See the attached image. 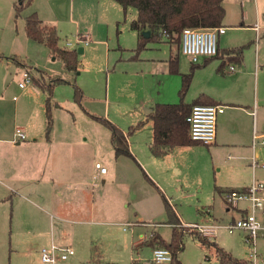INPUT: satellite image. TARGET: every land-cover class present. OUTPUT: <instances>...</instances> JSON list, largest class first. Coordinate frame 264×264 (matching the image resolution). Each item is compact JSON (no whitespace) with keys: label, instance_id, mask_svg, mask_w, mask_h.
<instances>
[{"label":"rangeland","instance_id":"obj_1","mask_svg":"<svg viewBox=\"0 0 264 264\" xmlns=\"http://www.w3.org/2000/svg\"><path fill=\"white\" fill-rule=\"evenodd\" d=\"M21 2L24 6L17 15L16 5ZM28 2L29 0H0V56H5L11 64L9 68L0 67V73H5L11 83L14 80L12 88H15L13 84H18L22 72L17 73L12 67L16 58L32 66V75L36 78L41 77V72L47 75H42L46 80L41 78L39 85H49L52 79L60 80L54 81L51 98L53 125V108L57 102L68 109L58 112L57 122L76 121L80 128L91 135L101 136L104 132L108 133L109 129L92 115L105 117L129 130L131 125L140 121L137 120L141 119L139 117H145L144 107L152 108L158 102L179 101L181 73H189L193 64L177 44H163L160 41L149 43L148 49L140 52V60L132 61L137 60L131 57L133 49L138 46V33L130 29L131 22L137 18L135 7H129L125 15L123 7L117 1L102 0L99 7L91 6L81 15L77 16L76 13L71 16L72 0ZM260 2L264 4V0ZM254 3L255 0H223L226 8L224 24L229 29L221 38V48L247 45L254 39L249 28L238 29L243 22L246 25L256 22L264 25V12H261L259 18ZM34 12L45 24L56 26L60 36L59 47L77 51L85 47V51H79L78 54V71L68 70L63 60L47 45L28 37L25 30L26 17ZM86 28L94 33L91 36L93 41L88 44L84 40ZM68 42L71 44L68 45ZM171 49L179 54L180 73L168 71V64L164 59L169 57ZM219 59L221 58L214 59L216 62L213 64L210 62L207 66L194 70L186 100L192 101L200 89L210 83L216 84L212 77ZM75 84L83 91L80 102L75 99ZM37 87L41 92L47 93L40 86ZM15 95H18L17 101L13 98ZM5 99L12 109L15 102L23 103L24 97L13 90L6 93ZM10 111L7 122L13 124V112ZM25 111L23 109L21 112ZM152 131L151 125L141 129L137 133L138 139L144 144ZM227 141L237 145L228 148L215 147V144H198L186 147L184 151L175 149L164 158L152 159L160 174L156 180L139 160L135 163L131 157L127 160L134 162L136 169L138 164V175H132L130 182L128 178L112 179L111 162L115 160L114 157L110 162L104 154L98 153L95 161H101L110 169V173L106 176L104 185L102 178L97 181L94 218L86 217L88 222L83 224L64 223L63 229H55V237L52 238L50 232L47 236L33 238L31 241L25 235L17 233L11 239L9 227L6 238L0 236V264H52L42 261L41 249L50 247L53 242L59 247L72 246L75 249L74 255L67 260L59 258L55 264H152L149 261L152 254V246L149 244L152 233H158L166 241H171L173 234L174 225L169 216L172 212L168 211L165 198L185 230L182 240L184 249L179 253L184 264H220L215 246L204 244L202 240L213 241L234 257L246 260L250 245L245 240V233H230L224 228L233 220V216L237 218L239 214L227 209L223 193L242 183H251L254 173H257L255 178L264 182V168L259 166L254 172L251 163L253 149L246 138H228ZM257 148L261 151L258 159L262 163L264 146ZM3 213H7L8 217L11 214L12 221V209L9 205L8 208L0 207V216ZM141 220L144 222H140ZM182 222L216 223L221 227L216 237L209 239L202 237L195 228L181 225ZM148 223H154L155 226ZM17 225L21 226L15 220L13 227ZM143 235L149 237V240L145 239L137 244ZM159 246L162 245L157 243V247ZM256 248L259 253L264 254V237L257 240Z\"/></svg>","mask_w":264,"mask_h":264},{"label":"crops","instance_id":"obj_2","mask_svg":"<svg viewBox=\"0 0 264 264\" xmlns=\"http://www.w3.org/2000/svg\"><path fill=\"white\" fill-rule=\"evenodd\" d=\"M101 1L72 0L71 16L76 15V13L77 16L81 15L86 9L88 11L91 6L99 7ZM254 5L260 18L261 12H264V4H261L260 0H255ZM257 23L260 26L259 29L255 28V24ZM255 24L246 25L243 22L238 26V29L249 28L254 36V39L250 43L244 44L246 48L242 62L234 59V55L226 53V50L229 48L220 47L221 38L227 34L229 29L226 24L223 25L226 27V32L219 38L218 55L202 58L197 63L201 65L199 67H204L210 62L212 64L216 62L213 61L214 59L221 58L217 60L216 65L218 67L216 66V71L212 77V80L216 84L210 83L204 89H200L197 97L192 101L186 100V95L184 98L185 102L192 103L200 95H205L212 104L225 106V111L218 116L216 139L212 144H215V147L230 148L237 145V143H230L231 141H227L228 138L234 140L246 138L248 144L253 149L251 163L254 172H256L259 166L264 168V162L260 163L258 159L261 156V151L257 148L262 145L254 148L251 144L253 142L255 127L260 131L264 128V25L260 22H256ZM234 27L237 26L235 25ZM130 29L136 31L131 28V24ZM85 30L86 35L84 39L88 40L86 42L88 44L90 41H93L91 36L94 33L88 28ZM136 32L138 33V31ZM160 42L163 44L170 43L166 37H163ZM252 42L253 45H251ZM149 43H147L143 50L148 49ZM79 51L84 52L85 47L80 48ZM133 51L134 53L131 58L137 59L132 60L136 62L140 60L141 51L137 52L136 48ZM170 55L167 59H164L168 64V71L180 73L179 54L177 63L178 72L171 70L173 66H171ZM9 66L11 64L6 60V57L1 55L0 67L9 68ZM27 66L33 71V67L28 65L24 60L14 58V63H12V67L17 73ZM231 66H234V70H231ZM183 74L186 73H181V75ZM42 75L47 76L41 72V77L36 78L34 76L33 83L26 88H21L19 82L17 85L13 84L15 88H12V83H15L14 80L12 79L13 82L11 83L5 73H0V207L5 206V208H8L9 205L12 209V221L11 214L9 217L7 213H3L0 216V236L3 238H6L8 235L9 227L11 239L17 233L25 235L31 241L33 238L47 236L46 234H50V232L53 238L55 237V229H63L64 223L83 224L88 222L86 217L94 218L97 208V181L102 178L101 181L104 185L107 180L106 176L110 173V169L107 167V173L100 174L98 179H95V174L98 172L96 163L101 162L99 160L95 161V155L98 153L104 154V157L110 162L112 157H114L115 160L111 162L112 179L125 180V178H128L130 182L132 181V175H138L140 167L137 164V170L135 166L138 160L156 180V178L160 177V174L155 168L154 160L152 159L164 158L175 149H182L181 151H184L186 147L192 146H176L162 157L153 155L151 145L154 139V123L150 118V114L159 102L152 108L144 107V110H146L145 117H139L141 119L137 120L140 121L130 126V128L135 127L141 123L140 127L134 129L128 136L129 147L133 156L121 155L116 157L109 128L108 133L104 132L99 136L95 134L91 135L86 130L80 128L76 121L64 120L57 122L56 115H58V112L62 110L68 111L64 104H59L58 102L53 108L54 125L52 126L50 135L47 136L46 95L48 93L41 92L37 87V85L40 86V80H46V78H42ZM52 81L54 80L52 79ZM33 84L34 87H31ZM43 85L46 86L44 83ZM13 90L19 92L20 97H24V100L23 103H20V101L15 102L11 109L5 98L6 93H10ZM13 98L17 101L18 95H15ZM23 109L26 111L22 113ZM71 109L73 110V108ZM10 110L13 112V124L7 122ZM69 112L71 113V111ZM116 125L125 133H128V130L123 129L117 123ZM150 125L153 128L152 134L148 136V141H145L143 144L138 139L137 133L147 126L150 127ZM18 127L26 133V139H16L15 131ZM128 157H131L135 163L128 161ZM254 160L257 161V165L253 164ZM175 170L179 172L178 168ZM256 175L257 173H254L253 181L258 180L255 178ZM152 182L155 184L154 181ZM251 183H242L237 188L248 186ZM157 188L159 187L157 186ZM99 200L101 202V198ZM227 209L232 210L228 207ZM234 212L239 214V216L241 215L237 210ZM234 218L235 216H233ZM15 220L21 224L20 227L18 225L15 228L13 227ZM9 221L12 225L9 224ZM140 222H144V220ZM153 224L148 223V225ZM145 236L143 235L137 244L144 242L145 239L149 240V237ZM151 246L153 251L157 247V244Z\"/></svg>","mask_w":264,"mask_h":264},{"label":"trees","instance_id":"obj_3","mask_svg":"<svg viewBox=\"0 0 264 264\" xmlns=\"http://www.w3.org/2000/svg\"><path fill=\"white\" fill-rule=\"evenodd\" d=\"M122 7L125 15L129 7L137 9V19L131 23V28L138 31V46L136 51L143 50L149 42H159L166 37L170 43L177 44L180 47L181 34L186 28H208L223 26L226 16V8L223 0H115ZM29 0L28 4H30ZM23 3L16 5L17 15L23 8ZM26 33L29 38L44 43L54 54L59 56L68 70L78 71L79 51L69 50L59 47L60 36L56 26L47 25L41 20L36 12L26 17ZM145 31H149V37L144 35ZM246 45L229 48L226 50L228 55H234V59L242 62ZM1 57V56H0ZM170 62L173 72H178V53H174L171 49ZM193 64V63H192ZM201 65L193 64L189 73L182 75V87L179 91L180 101L178 103H158L155 105L150 118L154 123V139L151 145V151L154 156H165L171 149L176 146L197 145L199 142L194 141L190 135V125L187 122V116L191 112L195 104H212L205 95H200L192 103L185 102V95L191 85L194 70ZM59 82L60 80H54ZM54 81L49 85H41V88L47 91L46 99V117L47 136L50 135L53 126L52 118V92ZM75 87V99L80 102L83 97V91L78 85ZM97 121L103 123L111 130V140L115 150L116 157L121 155L133 156L131 153L128 136L134 129L140 127L139 123L135 127H131L128 133H125L114 122L105 117L92 115ZM201 144V143H199ZM168 211H171L170 219L174 225L171 241H166L158 233H152L149 242L151 245L157 243L162 247L170 249L173 260L169 264H184L179 258V253L184 249L183 234L185 230L180 226V220L172 209L169 201L165 198ZM201 240V239H200ZM204 244H212L215 246L216 255L220 264H248L247 260H241L234 257L230 252L219 246L215 242L202 240ZM155 264V263H153Z\"/></svg>","mask_w":264,"mask_h":264},{"label":"built area","instance_id":"obj_4","mask_svg":"<svg viewBox=\"0 0 264 264\" xmlns=\"http://www.w3.org/2000/svg\"><path fill=\"white\" fill-rule=\"evenodd\" d=\"M259 29V24H255ZM226 32V27H208V28H186L181 34L180 50L188 56L193 64H197L202 58H209L219 53V38ZM82 40V39H81ZM88 42L87 39H84ZM70 45L71 43H67ZM234 70V66H231ZM34 75L31 68H24L21 72L19 86L26 88L33 83ZM225 111V106L221 104H195L189 115L187 122L190 125L191 138L199 143L210 145L215 142L217 133V119ZM16 139H26V133L18 127L15 131ZM264 146V128L260 131L257 127L254 129L252 146ZM257 165V161H253ZM97 173L95 179L100 174L107 173V167L101 162L96 163ZM224 200L229 209L237 210L241 215L234 218L226 224L230 233L242 231L245 233V240L250 245V252L247 257L248 264H264V254L257 251L256 243L259 238L264 237V182L254 180L248 186L242 188H233L224 192ZM181 225L195 228L202 237L212 239L216 237L218 229L221 227L216 223L199 224L184 223ZM42 261L55 264L60 258L66 260L75 253L72 246L66 248L59 247L54 242L50 247H43ZM173 260L170 249L166 247H155L152 256L149 259L155 264H169Z\"/></svg>","mask_w":264,"mask_h":264},{"label":"water","instance_id":"obj_5","mask_svg":"<svg viewBox=\"0 0 264 264\" xmlns=\"http://www.w3.org/2000/svg\"><path fill=\"white\" fill-rule=\"evenodd\" d=\"M144 35H145L146 37H149L150 32H149V31H145V32H144Z\"/></svg>","mask_w":264,"mask_h":264}]
</instances>
